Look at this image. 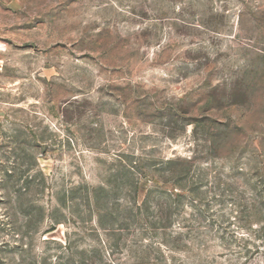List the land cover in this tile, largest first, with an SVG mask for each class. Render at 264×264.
<instances>
[{
	"label": "rangeland",
	"instance_id": "1",
	"mask_svg": "<svg viewBox=\"0 0 264 264\" xmlns=\"http://www.w3.org/2000/svg\"><path fill=\"white\" fill-rule=\"evenodd\" d=\"M0 264H264V0H0Z\"/></svg>",
	"mask_w": 264,
	"mask_h": 264
}]
</instances>
